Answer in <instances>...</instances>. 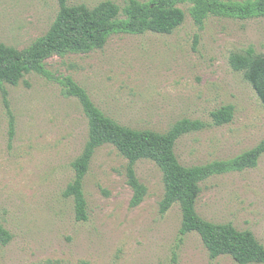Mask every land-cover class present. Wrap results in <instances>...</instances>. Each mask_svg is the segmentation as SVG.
<instances>
[{"label": "rangeland", "instance_id": "rangeland-1", "mask_svg": "<svg viewBox=\"0 0 264 264\" xmlns=\"http://www.w3.org/2000/svg\"><path fill=\"white\" fill-rule=\"evenodd\" d=\"M105 1L128 3L67 0L90 8ZM190 6L180 5L186 20L170 35L116 33L103 49L52 56L49 77L31 73L17 86L5 84L6 100L0 88V216L13 236L0 244V264H238L229 255L212 260L197 233L181 237L179 204L161 214L163 173L151 160L135 165L147 194L133 207L129 160L113 145L96 150L84 179L88 221H77L73 198L64 196L89 137L82 105L64 94L66 76L132 129L167 133L183 119L206 123L176 145L185 166L230 160L264 140V105L230 65L231 55L251 47L264 56V17L210 16L200 29ZM59 10L60 0H0V42L30 47ZM227 105L233 121L214 125L212 112ZM201 187V217L252 231L264 245V156L256 168L213 176Z\"/></svg>", "mask_w": 264, "mask_h": 264}, {"label": "trees", "instance_id": "trees-1", "mask_svg": "<svg viewBox=\"0 0 264 264\" xmlns=\"http://www.w3.org/2000/svg\"><path fill=\"white\" fill-rule=\"evenodd\" d=\"M186 3L191 5L190 15L200 29L210 16L239 19L264 17V0H128L124 8L112 1L90 8L86 5L70 6L67 0H60L59 13L49 31L30 47L19 50L0 42V88L5 100L8 95L5 84L17 86L31 73L49 77L45 62L52 56L63 57L70 53L103 49L109 37L116 33H174L186 20V12L180 7ZM230 65L244 74L264 105V56L251 47L243 53L231 55ZM60 82L66 96L79 100L89 120L88 141L83 153L73 163L75 178L64 192L66 198L74 200L77 221L86 222L89 219L83 184L91 161L97 149L110 144L129 160L127 175L134 190L133 207L139 206L147 194L146 186L137 177L135 165L141 160H151L163 173L165 194L160 203L161 214H166L176 204L181 207V237L190 233L199 234L212 260L229 255L238 264H264V245L252 231L238 230L231 223L207 221L196 208L204 181L216 175L256 168L264 156V140L230 160L185 166L176 154V145L182 137L204 130L206 123L183 119L167 133L132 129L107 116L72 77L66 76ZM234 112L232 105L212 112L214 125L231 123ZM13 131L14 121L11 123ZM12 239L0 216V244L8 245Z\"/></svg>", "mask_w": 264, "mask_h": 264}]
</instances>
